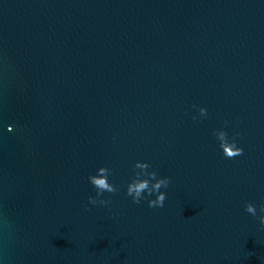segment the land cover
Listing matches in <instances>:
<instances>
[{
  "label": "water",
  "instance_id": "water-1",
  "mask_svg": "<svg viewBox=\"0 0 264 264\" xmlns=\"http://www.w3.org/2000/svg\"><path fill=\"white\" fill-rule=\"evenodd\" d=\"M261 197L264 0H0V264H264Z\"/></svg>",
  "mask_w": 264,
  "mask_h": 264
},
{
  "label": "clouds",
  "instance_id": "clouds-1",
  "mask_svg": "<svg viewBox=\"0 0 264 264\" xmlns=\"http://www.w3.org/2000/svg\"><path fill=\"white\" fill-rule=\"evenodd\" d=\"M193 107L197 109L200 117H207L208 113L205 107L198 105H193ZM193 120H196L195 116H193ZM8 130L12 131L11 126H9ZM214 135L219 142V147L222 149V154L226 158L233 159L243 154V149L237 146L235 139L239 133H234L233 138L230 139L228 133L223 128H219L214 130ZM149 168L150 164L146 161L137 160L134 162V174L126 185V194L132 198L133 203L139 204L142 200L151 197L154 193V199L147 198L148 207H163L166 195L164 192L160 191V189L169 186L170 178L158 177L155 171H148ZM96 173L97 174H90L87 177L89 182L96 189V196H89L88 202L90 204H108L110 200L101 198L102 194L104 192H117L116 186L108 181V176L112 174L111 169L100 166L97 168ZM261 199L264 200V197H261ZM244 210L254 218H258L259 223L264 226V203L259 205L260 214L258 217L257 207L253 203L245 202Z\"/></svg>",
  "mask_w": 264,
  "mask_h": 264
}]
</instances>
